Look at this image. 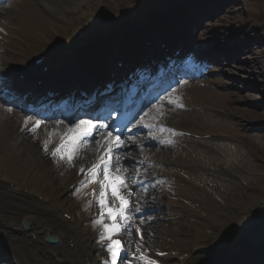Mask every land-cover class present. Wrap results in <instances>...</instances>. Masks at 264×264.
Listing matches in <instances>:
<instances>
[{
	"label": "rangeland",
	"instance_id": "rangeland-1",
	"mask_svg": "<svg viewBox=\"0 0 264 264\" xmlns=\"http://www.w3.org/2000/svg\"><path fill=\"white\" fill-rule=\"evenodd\" d=\"M29 1L31 2L22 6V10L12 12L14 13L12 16L11 13L7 12L3 17L4 19L2 18L8 24L9 29L18 32L19 38L24 41L22 43L19 38H16L15 42L19 46L14 42L12 44L21 48V51L16 54L7 53L0 58L7 60L13 67L33 64V58L40 56L50 57L51 62L58 63L62 58L68 57L72 46L71 44L68 45L69 39H72V43L78 39L76 35H85L86 38L99 32H111L115 25L114 22L117 21L116 16L131 13L130 11H138L133 17L140 16L151 21L161 13L166 15L173 6H184L183 0H131L130 4L127 0H51L47 3L48 6L42 0ZM123 1H127V3ZM188 1L202 2V0ZM259 1L228 0L222 9L215 12L213 24L206 23L209 26L204 28L200 34L199 32L195 33L197 46H201L205 51H210L211 54L227 48V52L224 53L232 59L228 51L232 52L243 46L244 42L250 43L255 39L254 31L249 24L247 26V23H256L259 13L264 15V1ZM18 2L14 1L11 4ZM122 2L123 5H121ZM132 22L134 20L129 21V23L124 21L116 24H121L120 27L125 26L130 29L132 25H136V22L131 24ZM156 23L163 25L164 21L158 20ZM244 29H248L251 34H245ZM0 41H2L1 38ZM6 43L8 45L5 44L4 47L7 52V46L11 45V42ZM236 55L240 58L235 59L231 66L226 63L224 58L219 62L221 63L219 68L223 70L219 77L222 83H215V91L201 87L198 89L203 92H199L196 97L190 99L195 102L208 103L215 111L205 110L199 113L196 110L193 113L190 112L183 117L185 124L179 125L191 130L223 132L237 136L241 138L245 147L222 143H207L202 146L189 139H184L177 141L174 146H171L172 142L167 144L171 147L166 152L165 159L154 157L158 156L156 154H144L143 151L147 148L153 151L156 149L155 145L147 147L150 144L149 141L142 142L141 149L137 150L143 152L141 156L146 161L151 156L154 157L151 160L159 162L163 160L180 162L186 158L190 163L196 165L200 174L216 172L219 175L218 180L199 178L198 181L209 186L208 192L214 193L219 199L225 201L226 208L222 202L216 204L211 202L212 200L208 199L205 192L200 193L198 189L193 190L189 180L185 178H182L185 185L182 183L181 185H173L171 182L158 180L153 183L156 185L152 186L149 181L139 177L138 179L147 183L141 189L146 186L154 189H145L143 191L145 196L141 194L145 197L143 202L146 211L142 209L140 217L147 220L144 223L146 229H150L155 223L156 229L150 234L148 232L144 239L146 242L147 240L152 241L153 245L145 243L142 253L136 258L137 260L135 259L134 264H185L187 258H192L193 252L198 246H212L214 244H226V247L220 249L225 259L229 262L239 261L242 259L243 247L248 243L235 247L233 241L229 239L232 238L231 235H236L234 239L241 240L246 238L252 229L257 228L260 232L264 228V214H260L261 210L264 212V117L254 115L256 113L264 114V40L251 42L245 50H239ZM42 67L48 69V66ZM57 72L55 71V75ZM59 76L55 78L57 79ZM256 81L261 82L260 85L255 86ZM249 95H255L259 97V100L239 101L240 97L249 98ZM261 102L262 104H260ZM221 107L227 110L224 109L225 114L219 113ZM248 111L250 113H247ZM19 112L23 116L21 120V124H23L25 118L30 115L23 110ZM238 116H242L244 119L241 121ZM180 120L178 119V121ZM17 124L19 123L17 122ZM32 129L36 134H39L37 127H30L28 131ZM143 135H147V133L145 132ZM15 136L20 135L14 134L12 131L5 138H0L2 155L6 153L3 148L11 145L8 162L4 170H0V180L8 177L19 186L24 184L28 172L32 171L30 169L23 173L29 165L25 163L26 155L29 154L31 158L39 159L41 158V149L38 145H36V149L24 141H18V139L13 141ZM241 136L245 137L246 140ZM206 148L209 151H216L219 156L210 154ZM43 155L48 163L57 158L53 156V152L49 156L47 150L43 151ZM10 159L13 163L19 160L20 165H9ZM39 162L42 163V161ZM64 162V159L63 161L57 160V163H50L42 169L51 173ZM130 163L134 165L132 162ZM197 164L202 165L207 172L200 171ZM149 167H151L150 169L154 168L155 171H161V174L165 175L175 173L174 170L165 169L162 164L154 167L151 164ZM221 167H224L222 175L219 172ZM41 172L43 170L39 172L36 170L29 185L35 191L46 189L45 195L47 197H52L55 190L61 188L62 191L59 192V196H62V200L70 203L69 208L80 220L82 219L85 227L91 228L93 231L98 230L95 226L97 225L96 221L101 218V207L98 208L96 203L85 201V197L80 194V191L74 195L63 193V188L67 192L73 183L72 180L75 181V171L65 170L63 173L61 172L60 181L56 183V187L53 189L51 182L40 176ZM226 172L233 173L237 177H234L233 180L230 176L225 175ZM54 173L52 172L50 175L53 181L58 179ZM159 174V172H155L152 176ZM187 176L193 178L190 174ZM68 180H70L69 183H72H67ZM18 186L11 189H16L17 192L22 193V188ZM184 186L187 189H183ZM25 192L24 190V195L29 197ZM121 193L126 198V193L122 190ZM13 195L15 194L13 193ZM11 201H14L13 204L19 205L20 208L24 205L23 200H17L15 197ZM82 204L86 206L83 211ZM163 205L166 210H163L162 213L156 215L157 212H150L152 209L163 207ZM112 210L115 211V209ZM103 214V222L110 220L107 217L106 209ZM0 216L4 217L1 212ZM154 217L157 219L155 220ZM150 219L154 221L150 222ZM15 223L17 224V222ZM15 223L14 225H16ZM24 225L22 226L24 227ZM95 237L97 236L92 237V239L94 240ZM100 243V240L97 239L92 248L96 250Z\"/></svg>",
	"mask_w": 264,
	"mask_h": 264
},
{
	"label": "bare ground",
	"instance_id": "bare-ground-1",
	"mask_svg": "<svg viewBox=\"0 0 264 264\" xmlns=\"http://www.w3.org/2000/svg\"><path fill=\"white\" fill-rule=\"evenodd\" d=\"M51 0H42V2L48 6V2ZM30 3L31 1L29 0H20L18 3L9 4L5 7L0 8V34L3 35V37H6L8 34L6 32L8 24H6V21L1 22L4 18L5 13L9 12L11 13V16L14 15L12 12H17L18 10L23 9V5L25 3ZM3 18V19H2ZM218 43V42H217ZM221 44V42H219ZM241 50L239 47L238 49L230 52V54L236 58L237 52ZM2 53L0 52V55ZM220 52L213 53L209 55V58L213 59L214 56H219ZM51 68L55 69L57 66H61L62 68H67V62L64 60L61 64L58 65H50ZM31 69V67L23 69L22 74L28 73L27 71ZM105 72H103L104 75ZM6 74V73H3ZM2 72H0V87H8L4 83V76ZM13 73H9L7 76L13 77ZM14 78V77H13ZM35 80L34 77L30 76L28 78V82L30 84ZM22 82H20L21 84ZM18 84V81L14 78V83L12 84L13 86ZM112 83L109 84V86ZM100 86V85H98ZM248 88V85H247ZM74 88L72 86H68L66 93L64 95L66 96H72L75 92ZM89 93H93L96 90L92 91L91 88L87 89ZM104 91L101 92V95L103 94ZM200 91L197 86L187 84L185 85L181 90H180V95L184 94V98H189L190 96H197ZM94 94V93H93ZM178 94V92H176ZM201 95V94H200ZM11 96H14L13 94ZM248 96V95H247ZM259 100V97L255 95H249V98L245 97H240L239 101H245V100ZM176 100V99H174ZM184 101H187L186 99ZM59 102V100H58ZM10 103V102H8ZM11 104V103H10ZM262 104V102L260 103ZM161 108L156 109V114L161 116V117H166L168 118L170 115L174 117L175 119H178L181 115L186 114L183 110L179 109H171L169 112H165L162 114ZM247 113H250L249 111ZM252 113V112H251ZM254 115L264 117V114L256 113ZM62 115L58 116L59 118ZM23 116H21L17 111H15L11 107L5 106V104L0 103V138H5L7 135H9L12 131L13 132H19L18 128L22 126L21 120ZM17 122L20 124H17ZM170 122V121H169ZM173 123V121H171ZM34 123L36 126H38L43 132L42 134H39L36 136H28L27 134L21 132V139L22 141L28 143L29 145L33 146L34 148L37 149V146L40 142L42 143H49L51 140L53 142L57 141V139L65 134L67 138H70L71 135L73 136H78L79 139L75 140V144L71 145L70 147L67 148L66 154L72 155V160L75 163L81 162V161H88L89 159H96L98 160L102 157V149H100V146L96 147H91L89 146L91 143H88L87 145L83 143H77L78 141L81 140V137L84 133V128L80 127L77 129H71L68 124L65 122L61 121L60 119L54 121V122H49V123H43L40 122L39 124L36 123L35 121L31 120L28 122V124ZM180 124L177 120L175 121V124ZM173 124V125H175ZM18 126V128H16ZM178 126V125H176ZM181 127V126H179ZM178 127V128H179ZM181 129V128H180ZM32 132V131H31ZM75 134H72V133ZM77 133V134H76ZM109 148V145H107ZM136 144L133 143L130 145L129 148L127 149H136L135 148ZM125 147V146H124ZM107 148V150H108ZM98 151L100 152L99 157H97ZM114 151H116L114 149ZM129 154H131L130 157H135V153L131 150H129ZM136 151V150H135ZM106 159H103L102 161L95 163V165H99L100 163H104ZM127 160L125 157L123 161ZM46 165V163H44ZM94 166V165H93ZM91 167V169L93 168ZM90 169V170H91ZM88 171V173L90 172ZM128 169L125 168L119 172L116 176H121L126 184V189L131 190L132 186L128 182ZM87 173V174H88ZM91 181V179H90ZM177 185H180V181L175 182ZM183 189H187V187H183ZM3 190H7L5 187L0 186V200L2 201L0 204V212L5 216L8 217V222L6 224L0 223V250L6 248L7 253L9 254L8 257H11L10 259L14 262V264H93L94 260V252L92 248L90 247V240L87 231L83 232L82 234H79L74 228L71 229L69 233L65 231L64 225L68 224L66 220L63 218H60L58 213L54 210L55 208H44L42 207L38 202H35L32 199L27 198L26 196L23 199V206L20 208V206H15L13 207L12 203H8L6 199H12V195L10 194V190L8 192L7 197L4 195ZM23 197V196H22ZM142 201L141 196H135L134 197V203L135 204H140ZM137 212H135L136 215ZM162 212H159L160 214ZM157 214V215H158ZM8 215V216H7ZM12 217V218H9ZM155 220L157 217H154ZM17 222L15 226H13V223L11 222ZM22 221H25L30 224V229L28 232H26L23 227H22ZM154 221V220H153ZM168 221V220H167ZM33 222L34 225H33ZM128 223L130 224L131 227H135V230L132 232L131 236L127 239V246L132 249H135V253L127 258L126 264H134L135 259L138 258L139 254L142 253V248L144 247L145 243L148 245H153L152 241L144 239L147 237V233L150 234L153 232L154 229V224L150 229H146L143 225L142 220H135L133 218L128 219ZM39 224H42L41 228H39ZM153 224V223H152ZM72 236H76L79 238V243H78V250L73 251L69 247L70 243V238ZM47 237H51L53 239L58 240L59 242L61 241V247L59 248H52L47 246L45 239ZM8 239V240H7ZM13 240H15L16 247L15 249L13 247ZM68 240V241H67ZM144 241V242H143ZM9 242V245H8ZM76 249V248H75ZM203 253H205L203 255ZM207 251L205 252H197L194 254V257L192 260H190L186 264H234L233 262L227 263L226 259H223L219 252L217 253H209ZM251 252L248 251V254ZM219 254V255H218ZM22 257V259H21ZM93 259V260H92ZM137 260V259H136ZM100 259L97 260V264H99ZM237 264V263H235ZM245 264V263H244Z\"/></svg>",
	"mask_w": 264,
	"mask_h": 264
},
{
	"label": "snow or ice",
	"instance_id": "snow-or-ice-1",
	"mask_svg": "<svg viewBox=\"0 0 264 264\" xmlns=\"http://www.w3.org/2000/svg\"><path fill=\"white\" fill-rule=\"evenodd\" d=\"M87 126L86 131H91L93 125L89 121H82L81 125L78 126ZM73 143L75 140L79 139L78 136H72L69 138ZM120 137H115V142L113 147L108 148L107 150V157L108 159L113 158L114 149L121 147ZM63 147V145H62ZM57 153L61 152V149L58 148ZM63 158V157H62ZM69 160L72 159V155L69 154L67 157ZM103 160L104 157H101ZM99 165H94L93 168L90 170V179L95 181L97 176V168ZM109 164L104 163L103 165V178L104 180L101 182V192H100V200L99 203L101 205L102 214L101 218L96 221L97 224L102 225L103 233L101 234V242L104 240H108L109 243L107 245V250L112 256L113 264H116L117 257L119 255L120 250L124 247L122 239L118 238L123 232L127 231V225L122 224L120 221H127L128 216L126 215L127 210L130 206L129 200L125 198V196L121 193V188L126 187L125 181L121 176H109ZM83 171V169L81 170ZM106 182V183H105ZM105 188L111 189V196L114 200H119L121 207L115 211H113L110 207L106 205V195H105ZM107 210V217L112 221L111 224H104V214L103 211ZM119 218V219H118Z\"/></svg>",
	"mask_w": 264,
	"mask_h": 264
}]
</instances>
